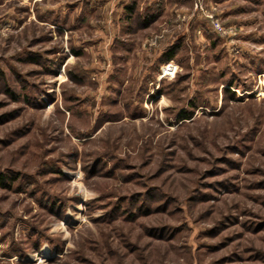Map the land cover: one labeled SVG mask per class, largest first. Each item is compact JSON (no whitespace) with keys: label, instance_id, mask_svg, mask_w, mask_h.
Masks as SVG:
<instances>
[{"label":"rangeland","instance_id":"1","mask_svg":"<svg viewBox=\"0 0 264 264\" xmlns=\"http://www.w3.org/2000/svg\"><path fill=\"white\" fill-rule=\"evenodd\" d=\"M164 4L0 0V264H264V0Z\"/></svg>","mask_w":264,"mask_h":264},{"label":"trees","instance_id":"2","mask_svg":"<svg viewBox=\"0 0 264 264\" xmlns=\"http://www.w3.org/2000/svg\"><path fill=\"white\" fill-rule=\"evenodd\" d=\"M126 9H128L130 14H132L135 11V3L132 2L130 5H126ZM138 17L141 18L140 15ZM154 18H155V15L145 14L141 18L142 24L147 25ZM171 55H172V53L168 51L167 53H164V55L162 56V59H164V58L169 59V58H171ZM191 115H192V113L189 111H180V113H179L180 118H189Z\"/></svg>","mask_w":264,"mask_h":264},{"label":"crops","instance_id":"3","mask_svg":"<svg viewBox=\"0 0 264 264\" xmlns=\"http://www.w3.org/2000/svg\"><path fill=\"white\" fill-rule=\"evenodd\" d=\"M148 4L152 6V10L154 11L155 17H160L165 12V0H146ZM179 9H176L175 11H178Z\"/></svg>","mask_w":264,"mask_h":264},{"label":"built area","instance_id":"4","mask_svg":"<svg viewBox=\"0 0 264 264\" xmlns=\"http://www.w3.org/2000/svg\"><path fill=\"white\" fill-rule=\"evenodd\" d=\"M207 15H208V17L210 18L211 23H212V25L214 26V28H216V29H221V24H220L218 18L214 17V15H213L212 13H208ZM168 69H170V68H167L166 73L170 71V70H168ZM165 70H166V69H165Z\"/></svg>","mask_w":264,"mask_h":264}]
</instances>
